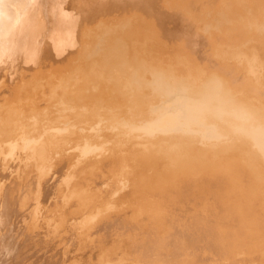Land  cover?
<instances>
[{"label":"bare ground","instance_id":"1","mask_svg":"<svg viewBox=\"0 0 264 264\" xmlns=\"http://www.w3.org/2000/svg\"><path fill=\"white\" fill-rule=\"evenodd\" d=\"M48 257L264 264V0H0V264Z\"/></svg>","mask_w":264,"mask_h":264},{"label":"rangeland","instance_id":"2","mask_svg":"<svg viewBox=\"0 0 264 264\" xmlns=\"http://www.w3.org/2000/svg\"><path fill=\"white\" fill-rule=\"evenodd\" d=\"M212 30V31H211ZM211 30H208V32H209V34H207L206 35V33H208V32H205V34H204V32L202 33L200 30H192V32L191 31H189V32H191V33H189V35L191 34V35H193L195 32H198L199 31V34H200V32H201V34L199 35V34H197L196 36H198V37H200L201 36V38L204 40V46H206V45H208V46H210V40H211V42H212V39H214V44H213V42L211 43V46H210V48L208 47V46H206L207 47V50H208V52H212V48L214 47L215 49H219L220 47H221V45H220V41L219 42H217L216 41V38H215V36L218 34V30H216V29H211ZM211 31V32H210ZM194 32V33H193ZM204 34V36L202 37V35ZM195 35V34H194ZM212 35V36H211ZM206 36H208L209 37V39H207L206 38ZM213 36H214V38H213ZM205 37V38H204ZM201 38H197V39H201ZM211 38V39H210ZM206 39V40H205ZM208 40V41H207ZM207 41V42H206ZM205 43H206V45H205ZM217 43H218V45H217ZM214 45V46H213ZM220 46V47H219ZM239 46V45H238ZM205 47V48H206ZM212 47V48H211ZM204 48V49H205ZM221 50V49H220ZM193 56H191V58H188V62L187 63H185V64H183V63H178V62H170V61H166L165 63H167V64H173L174 66H173V68L175 69V70H178V69H180L181 67H187V66H189V65H191L192 66V64H194V63H196L195 61H197L196 60V58H192ZM108 129H110V128H104V132L105 131H107ZM114 131H116V130H118V129H116V128H114L113 129ZM112 131V130H111ZM95 132V131H94ZM195 134H198L197 132L195 133ZM140 136H143L142 134L141 135H139V137ZM17 139V138H16ZM41 138H39V141H38V139H36L37 141H35L34 140V142L32 143L31 142V144L29 143V144H27L26 143V141H25V138L22 136V137H20L19 139H17V140H14L13 141V144H17L18 146H17V148H13V150L14 151H12L9 155H8V160H9V162H8V171H7V175H8V177L9 178H11L10 180V182H9V184L11 185V184H13V183H19L18 181H17V177L15 176V174H14V172H18V169H19V166H18V164H17V160H19V159H16L17 157H19V152H21L23 155H27V153L29 152V154L30 153H33V148H35V146H37L36 144H38L39 145V143H40V140ZM34 146V147H33ZM33 147V148H32ZM31 148V149H30ZM79 147H76V146H74V147H71V148H69V149H65V151L67 152V153H71V152H75V150H77ZM29 149V150H28ZM30 150L32 151V152H30ZM16 151V152H15ZM106 153V152H105ZM99 155V154H98ZM98 155H95L96 157H99ZM17 156V157H16ZM58 157L59 156V154H57V153H55V155H54V157ZM101 156V155H100ZM31 157V156H30ZM30 157H27L25 160H26V163L27 164H31L33 161H34V159H30ZM14 162V163H13ZM25 162V161H24ZM17 170H16V169ZM13 170H14V172H13ZM50 172H51V169H50ZM35 173V172H34ZM56 173V172H55ZM54 173V174H55ZM52 174L51 176V178H50V180L47 182V185H50L51 183L52 184H55V183H57L56 181L58 180V178H55V176H57V174ZM16 175H17V173H16ZM53 179H55V180H53ZM53 180V181H52ZM14 181V182H13ZM12 182V183H11ZM55 182V183H54ZM19 200L21 201V197L19 198ZM22 202V201H21ZM17 203H18V201H16L14 204H12L11 206V208H10V218H9V225H10V227L12 228V229H14L15 231H17V232H19V234L15 237V239H13V240H10V242H9V240H7V247L8 248H10V249H14V248H16V246L18 245V244H20L21 243V240H20V238H21V234L23 233H25L26 232V230H24L23 231V227L22 226H25V222H26V217H27V214H29V211H30V209L31 208H29L30 206H32L33 204H32V202H31V204H30V206L29 207H27V208H25V207H22L21 206V204H20V202H19V205H17ZM16 205H17V208H16ZM18 209V210H17ZM17 212H16V211ZM14 212V213H13ZM25 213V214H24ZM22 214V215H21ZM127 214V213H126ZM17 226V227H16ZM23 231V232H22ZM13 243V244H12ZM55 256V255H54ZM54 256H52V257H54ZM52 257H51V259H49V257L47 258V259H49V261H50V264H57L58 263V261L56 260V259H52ZM34 259V260H36V258L32 255V254H27V255H25V256H23L22 257V260H23V262H26V263H28V261L29 260H31V259ZM42 258H46V254L44 255L43 253H42V255H40V258H39V260L40 259H42ZM38 260V261H39ZM37 261V260H36ZM80 262H82L81 260H79ZM77 262L76 264H78V263H80V262ZM80 264H82V263H80ZM253 264H256V263H253Z\"/></svg>","mask_w":264,"mask_h":264},{"label":"clouds","instance_id":"3","mask_svg":"<svg viewBox=\"0 0 264 264\" xmlns=\"http://www.w3.org/2000/svg\"><path fill=\"white\" fill-rule=\"evenodd\" d=\"M242 118H246V117L242 115Z\"/></svg>","mask_w":264,"mask_h":264}]
</instances>
